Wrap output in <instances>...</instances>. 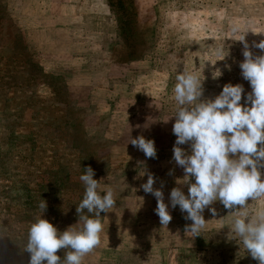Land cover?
<instances>
[{
  "label": "rangeland",
  "instance_id": "obj_1",
  "mask_svg": "<svg viewBox=\"0 0 264 264\" xmlns=\"http://www.w3.org/2000/svg\"><path fill=\"white\" fill-rule=\"evenodd\" d=\"M233 25L249 30L254 56L264 54L253 47L264 40V0H0V264H28L23 248L37 217L61 232L78 223L87 167L117 205L101 213L102 243L83 264H258L228 238L232 210L216 201L217 214L206 208V230L192 238V221L170 203L175 187L188 195L173 160L175 117L165 122L177 72H198L205 99L228 83L243 85L241 104L251 92ZM221 45L228 56L218 60ZM141 135L154 140L156 158L130 143ZM143 171L169 205L167 228L141 187Z\"/></svg>",
  "mask_w": 264,
  "mask_h": 264
},
{
  "label": "clouds",
  "instance_id": "obj_2",
  "mask_svg": "<svg viewBox=\"0 0 264 264\" xmlns=\"http://www.w3.org/2000/svg\"><path fill=\"white\" fill-rule=\"evenodd\" d=\"M248 31L239 25L230 28V39L244 45V60L239 67L251 86L244 104L242 84H225L214 99H205L204 78L198 72L183 70L175 76L172 98L176 108L165 122L175 117L173 160L184 170L179 184L188 185V195L175 187L170 203L173 209L179 206L186 213L185 219L192 221L185 232L195 238L206 230L205 209L215 216L216 209L210 206L219 201L225 209L232 210L228 238L237 241L258 264H264V54L253 55L245 40ZM253 47L264 53V40L253 42ZM214 54L223 60L228 51L221 45ZM215 73L214 77L221 75L219 70ZM130 143L146 157H157L154 140L141 135L131 138ZM182 145H189L190 153ZM145 174L147 182L141 187L156 198L155 212L162 227L167 228L173 218L169 205L164 202L162 189L153 187V174L143 171ZM94 176V170L87 167L79 177L85 189L76 207L79 227L75 224L61 232L42 216L30 225L23 248L29 256L28 264H83L85 257L101 245V213L111 212L117 204L114 189L109 187L101 194L100 180ZM249 200L261 203L250 209ZM39 208L43 214L46 201L42 199ZM60 250L64 251L63 258L57 254Z\"/></svg>",
  "mask_w": 264,
  "mask_h": 264
}]
</instances>
